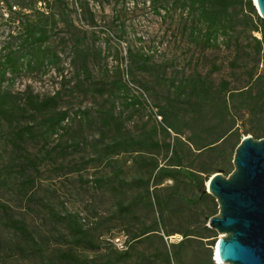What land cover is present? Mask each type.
Masks as SVG:
<instances>
[{
    "label": "rangeland",
    "instance_id": "obj_1",
    "mask_svg": "<svg viewBox=\"0 0 264 264\" xmlns=\"http://www.w3.org/2000/svg\"><path fill=\"white\" fill-rule=\"evenodd\" d=\"M11 5H17V13L10 12ZM41 11L45 10L35 0H0V56L26 49V21L36 23L42 18ZM238 11L242 15L241 7ZM48 12L51 38L47 45L60 61L24 68L16 76L9 73L1 90L10 91L21 106L30 92L40 98L59 92L58 110L68 109L71 119L64 123L65 130L44 138L37 134L38 119L18 112L11 117L0 115V264H180L174 258L168 263L159 251L182 239L188 228L204 237L192 236L195 239L183 250L182 264H196L198 257L207 261L210 253L216 263L213 257L223 234L212 229L215 236H205L210 218L219 213L218 203L212 195L213 199L198 205L186 201L205 193L208 174L196 184L180 176L157 185L150 178L152 167L141 158L163 165L171 151L111 147L116 126L126 136L140 137L157 125L147 117V107L138 113L128 110L123 116L121 103L113 110L112 83L120 69L124 79L139 85L156 106L164 105L166 96L172 94L173 82L196 73L209 77L215 87L223 79L232 86H243L248 74L242 66H235L234 41L212 49L192 42L186 29L188 10L174 0H159L155 5L151 0H50ZM236 33L248 48L249 33L240 24ZM84 56L86 63L82 62ZM257 70L264 75V63ZM183 105L186 108L178 109L179 124L186 139L191 131L185 123L192 125L195 113L187 112V104H177ZM246 118L253 136L254 127L264 131V114L254 116L244 110L235 126L241 139ZM229 124L230 120L225 127ZM26 125H33L37 135L27 136L16 147L13 135ZM173 137L174 132L167 141L173 142ZM163 138L161 131L155 137ZM207 155L198 158L191 154L186 162L193 161L196 168L223 165L218 155ZM149 178L150 191L171 199L155 204L144 185ZM68 215H75L73 222L86 231L82 244L76 243ZM10 217L23 221L33 240L6 226ZM149 227L158 230L151 240L136 237ZM120 232L133 238L127 254L115 252L108 244ZM167 232L173 234L168 237Z\"/></svg>",
    "mask_w": 264,
    "mask_h": 264
},
{
    "label": "trees",
    "instance_id": "obj_2",
    "mask_svg": "<svg viewBox=\"0 0 264 264\" xmlns=\"http://www.w3.org/2000/svg\"><path fill=\"white\" fill-rule=\"evenodd\" d=\"M46 2L47 10L41 11L42 18L36 23L26 21L23 42L26 49L24 51H10L5 55L0 56V115L3 117L16 115L26 116L33 120H39L40 131L37 134L47 138L59 134L65 130V124L70 121L71 117L68 109L58 110L59 92L57 95L40 98L38 94L30 92L25 97V103L21 106L19 100L11 94L10 91L1 90L4 82L8 80L9 73L18 75L24 68L35 69L38 65H42L45 61L57 64L60 61L58 53L47 45L51 35L49 33L48 16L50 0ZM177 5L188 10L190 19L186 29L189 31V39L199 45H203L206 49L220 48L224 42L228 44L234 41L235 44V66H242L247 71L248 80L243 86H232V82L223 79L219 86L215 87L214 83L209 80V77H203L202 74L196 73L188 79L173 82L171 85L172 94L166 96L164 105H154L147 99L145 91L134 83L131 79H124L122 71L119 69L118 76L113 80L114 101L112 109L123 105L121 116L124 112L130 110L133 113L140 112L144 107H147V117L155 119L157 125L147 129L140 136H126L119 127H115L114 142L111 147L115 148H132L134 151L142 149L150 150L154 148H166L171 151V155H167L166 163L160 165L155 159L147 160L141 158L145 165L151 166L152 170L150 178L153 177L158 181L157 185H162L168 179L177 180L183 176L190 183L196 184L208 174L209 178L217 170L226 172L229 175L234 167L232 166V156L236 147L241 141L239 130L236 129L237 118L242 115L244 110H248L252 115L264 114V75L258 73L259 66L264 63V19L259 15L253 0H174ZM152 4H157L159 0H151ZM37 4V0H35ZM13 5L9 7L10 12L17 13L12 10ZM241 7L242 15L238 11ZM244 10H247L245 12ZM19 12V11H18ZM48 12V13H47ZM158 12V10H157ZM12 17V16H11ZM243 26V30L248 34L250 31L258 32L261 36H254L249 33L251 41L248 48L243 47L241 43V35L236 33L238 25ZM247 36V35H246ZM222 38V41H220ZM119 51L116 55L119 56ZM81 56V54H80ZM86 63V57L83 61ZM187 104V112L189 110L195 113L193 124L185 123V126L191 131V134L184 139L182 127L179 124L180 112L178 109L186 108L185 105L178 107L177 104ZM206 106V109L202 107ZM157 115L162 117V120L157 119ZM113 117V112L110 113ZM230 124L226 126L227 121ZM105 123H109V119H104ZM206 122V123H205ZM158 123L162 126L159 128ZM219 132L216 129H219ZM33 125H26L14 133L17 139L16 147L20 148V142L24 141L27 136H36ZM253 130V129H252ZM164 133L163 141L155 139L159 132ZM254 137L259 139L264 137V131L254 127ZM174 132V141H167L172 137ZM196 154V157L201 158L203 155L211 157L212 154L218 155L223 165L217 167L202 166L196 168L193 161L187 163L189 155ZM233 154V155H232ZM231 155V156H230ZM215 174V173H214ZM225 175V174H224ZM144 182L147 187L148 195H152L155 204L162 205L166 203L169 195H160L157 192L150 191L148 188L149 180ZM208 178V179H209ZM176 194L177 191H174ZM213 199L212 196L205 191L204 194L197 196L195 199H186L187 202L198 205L200 202ZM152 203V202H151ZM216 205V204H215ZM121 210H126V207L119 206ZM66 219V218H61ZM75 215H68V221L72 225V233L75 236L76 243L82 244L86 240V231L81 225L74 223ZM6 226L12 227L27 239L33 240L27 225L18 219L10 217ZM208 231L206 238L214 237V231L207 227ZM158 230L147 228L140 235L149 240L153 235H156ZM121 233V232H120ZM126 233V232H125ZM128 233V232H127ZM129 234V233H128ZM173 233L167 232V236ZM117 235V234H115ZM113 235V237L115 236ZM182 239L176 243H169V249L164 252L159 251L166 258L168 263L174 258L178 263H183V250L190 246L193 239L192 236H200L196 230L188 228L182 232ZM112 237V238H113ZM130 237V245L128 250L117 251L111 240L108 244L118 253L127 254L133 243V238ZM163 245L166 246V241L161 237ZM196 264H216L209 259L205 261L198 257Z\"/></svg>",
    "mask_w": 264,
    "mask_h": 264
},
{
    "label": "water",
    "instance_id": "obj_3",
    "mask_svg": "<svg viewBox=\"0 0 264 264\" xmlns=\"http://www.w3.org/2000/svg\"><path fill=\"white\" fill-rule=\"evenodd\" d=\"M264 19V0H253ZM242 139L229 175L213 174L206 192L218 203L219 213L207 225L223 234L218 255L227 264H264V137L255 138L242 121ZM216 252V251H215Z\"/></svg>",
    "mask_w": 264,
    "mask_h": 264
},
{
    "label": "built area",
    "instance_id": "obj_4",
    "mask_svg": "<svg viewBox=\"0 0 264 264\" xmlns=\"http://www.w3.org/2000/svg\"><path fill=\"white\" fill-rule=\"evenodd\" d=\"M37 4L39 7H42L43 10H47L46 8V2L44 0H37ZM13 11L19 10L17 5H13L12 7ZM6 15H9V12L6 13ZM158 120H162V117L157 115ZM111 242L113 243L114 248L117 251L123 252L128 250L129 245H130V237L129 235L125 233H119L118 235H115L112 239H110Z\"/></svg>",
    "mask_w": 264,
    "mask_h": 264
},
{
    "label": "bare ground",
    "instance_id": "obj_5",
    "mask_svg": "<svg viewBox=\"0 0 264 264\" xmlns=\"http://www.w3.org/2000/svg\"><path fill=\"white\" fill-rule=\"evenodd\" d=\"M207 184H208V183H207ZM215 254H216V256L218 255V250H217V248H216V252L214 253V255H215ZM214 260H215V262L218 263V264H222V263H223L219 258H218V259L215 258Z\"/></svg>",
    "mask_w": 264,
    "mask_h": 264
}]
</instances>
